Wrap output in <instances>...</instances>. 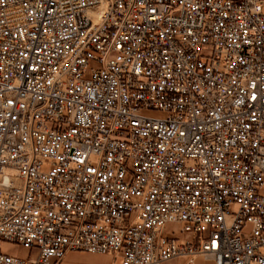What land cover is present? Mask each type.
I'll use <instances>...</instances> for the list:
<instances>
[{
    "label": "built area",
    "instance_id": "built-area-1",
    "mask_svg": "<svg viewBox=\"0 0 264 264\" xmlns=\"http://www.w3.org/2000/svg\"><path fill=\"white\" fill-rule=\"evenodd\" d=\"M2 244L264 264V0H0Z\"/></svg>",
    "mask_w": 264,
    "mask_h": 264
},
{
    "label": "rangeland",
    "instance_id": "rangeland-1",
    "mask_svg": "<svg viewBox=\"0 0 264 264\" xmlns=\"http://www.w3.org/2000/svg\"><path fill=\"white\" fill-rule=\"evenodd\" d=\"M98 64L95 62H91V67H97ZM176 227L174 225H169L168 230H174ZM244 231L250 230V225H245ZM1 250L5 251L9 254L16 255H25V251L20 249L16 245L12 244H2ZM119 263V260H114L113 257L108 255L98 254V253H88L84 251H69L65 254L63 260L60 264H111ZM199 261H196L197 264ZM166 264H185L183 260L173 261ZM204 264H213L211 261H205Z\"/></svg>",
    "mask_w": 264,
    "mask_h": 264
},
{
    "label": "crops",
    "instance_id": "crops-1",
    "mask_svg": "<svg viewBox=\"0 0 264 264\" xmlns=\"http://www.w3.org/2000/svg\"><path fill=\"white\" fill-rule=\"evenodd\" d=\"M109 256V255H108ZM173 261H180V259L179 260H173ZM173 261H170V262H173Z\"/></svg>",
    "mask_w": 264,
    "mask_h": 264
}]
</instances>
